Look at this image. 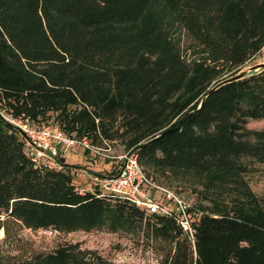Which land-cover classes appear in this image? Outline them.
Segmentation results:
<instances>
[{
    "label": "trees",
    "instance_id": "trees-1",
    "mask_svg": "<svg viewBox=\"0 0 264 264\" xmlns=\"http://www.w3.org/2000/svg\"><path fill=\"white\" fill-rule=\"evenodd\" d=\"M159 1L193 38L210 47L211 60L200 58L189 69L168 47L154 8ZM219 22L233 24L234 30L214 35ZM263 44L262 0H0V96H19L27 109L55 100L82 104L91 128L96 118L118 110L158 125L161 111L144 88L147 53L161 49L163 62L186 78L191 95L173 103L179 113L175 120L134 147L140 163L156 160L183 170L246 172L248 158L264 160V126L246 124L264 118V70L213 89L218 80H212ZM26 141L0 114V209L6 213L37 227L73 229L100 224L106 211L114 209L127 222L143 221L173 244L167 264H264V204L246 213L200 215L190 206L194 232L189 237L173 214L149 212L98 183L95 190L80 192L63 156L62 168L40 170L23 151L26 172L13 171L12 151L22 150ZM57 254L68 255L61 248Z\"/></svg>",
    "mask_w": 264,
    "mask_h": 264
},
{
    "label": "rangeland",
    "instance_id": "rangeland-1",
    "mask_svg": "<svg viewBox=\"0 0 264 264\" xmlns=\"http://www.w3.org/2000/svg\"><path fill=\"white\" fill-rule=\"evenodd\" d=\"M154 8L162 36L169 40L168 47L179 54L189 69L200 58H213L210 47L193 38L163 1L157 2ZM136 23L121 25L118 29L132 27ZM234 27L233 24L219 22L213 33L218 37L226 36ZM147 54L150 63L144 75L148 81L144 92L161 111L158 125L144 124L135 115L118 110L96 118L95 126L91 128L84 121L83 112L87 107L82 104L55 100L27 109L19 96H0V111H18L33 122L56 123L69 134H79V139L86 138L90 144L86 146L87 150L82 143L75 142L68 149H60L58 159L63 156L72 165V180L80 192L95 190L98 183L95 176L115 169L120 154L175 120L179 113L176 114L177 108L173 103L180 104L191 95L186 78H179L171 65L163 62L166 57L161 56V49ZM262 60L264 44L243 63L221 72L212 82ZM164 63L166 66L162 67ZM90 65L93 69L98 68V64ZM246 124L251 128H261L264 118L248 119ZM22 148L12 151L13 171L26 172L23 151H26L27 142ZM247 161L249 167L246 172L183 170L156 160H145L143 166L155 183L176 191L198 215L224 210L246 213L258 204H264V160L248 158ZM47 227H56L57 231L45 232ZM60 248L68 255L57 254ZM172 251L173 244L153 234L143 221L127 222L114 209L106 211L100 224L73 229L52 225L37 227L0 209V264H58L60 260L68 264H167Z\"/></svg>",
    "mask_w": 264,
    "mask_h": 264
},
{
    "label": "built area",
    "instance_id": "built-area-1",
    "mask_svg": "<svg viewBox=\"0 0 264 264\" xmlns=\"http://www.w3.org/2000/svg\"><path fill=\"white\" fill-rule=\"evenodd\" d=\"M0 114L26 137V154L34 167L61 168L62 164L58 159L60 149H66L75 142L90 146L86 138L80 140L68 136L56 123L39 124L22 114L14 115L5 111H0ZM118 158L116 172L95 176L98 184L105 191L120 194L149 212L173 214L183 230L192 237L194 225L193 216L189 211L190 203L176 191L155 183L140 163L135 148L120 154ZM155 191L160 193L159 197L155 195ZM55 231L56 227L45 228L48 233Z\"/></svg>",
    "mask_w": 264,
    "mask_h": 264
},
{
    "label": "water",
    "instance_id": "water-1",
    "mask_svg": "<svg viewBox=\"0 0 264 264\" xmlns=\"http://www.w3.org/2000/svg\"><path fill=\"white\" fill-rule=\"evenodd\" d=\"M263 70H264V60L257 61L255 63H252L251 65L243 66V67L239 68L236 72H234V73L230 74L229 76L217 81L213 85L212 89L219 86L222 83L242 79V78H245L247 76L257 74ZM204 96L205 95H203V97ZM203 97H202V99H203Z\"/></svg>",
    "mask_w": 264,
    "mask_h": 264
}]
</instances>
